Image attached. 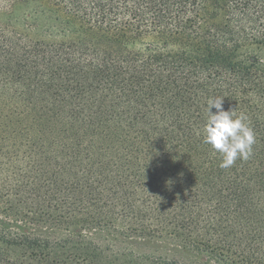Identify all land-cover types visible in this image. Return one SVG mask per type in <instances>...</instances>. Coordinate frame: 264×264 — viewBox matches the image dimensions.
Masks as SVG:
<instances>
[{
	"label": "trees",
	"instance_id": "obj_1",
	"mask_svg": "<svg viewBox=\"0 0 264 264\" xmlns=\"http://www.w3.org/2000/svg\"><path fill=\"white\" fill-rule=\"evenodd\" d=\"M0 264H264V0H0Z\"/></svg>",
	"mask_w": 264,
	"mask_h": 264
},
{
	"label": "clouds",
	"instance_id": "obj_2",
	"mask_svg": "<svg viewBox=\"0 0 264 264\" xmlns=\"http://www.w3.org/2000/svg\"><path fill=\"white\" fill-rule=\"evenodd\" d=\"M215 108L214 113L212 109ZM244 113L224 108V97L207 100L205 123L202 128L203 142L221 156L220 167L232 166L237 158L247 160L252 154L255 135Z\"/></svg>",
	"mask_w": 264,
	"mask_h": 264
},
{
	"label": "rangeland",
	"instance_id": "obj_3",
	"mask_svg": "<svg viewBox=\"0 0 264 264\" xmlns=\"http://www.w3.org/2000/svg\"><path fill=\"white\" fill-rule=\"evenodd\" d=\"M173 242L170 241H159L156 243V246H152L153 248L149 247L151 250H156V249H160V252H162L163 250H165L166 247H173L172 245ZM168 256L169 257H177L179 259H181V254H179L178 251L172 250L168 252Z\"/></svg>",
	"mask_w": 264,
	"mask_h": 264
}]
</instances>
